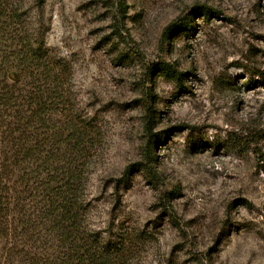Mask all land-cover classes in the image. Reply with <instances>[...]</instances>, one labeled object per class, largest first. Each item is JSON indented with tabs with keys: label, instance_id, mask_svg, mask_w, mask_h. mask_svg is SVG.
Wrapping results in <instances>:
<instances>
[{
	"label": "rangeland",
	"instance_id": "rangeland-1",
	"mask_svg": "<svg viewBox=\"0 0 264 264\" xmlns=\"http://www.w3.org/2000/svg\"><path fill=\"white\" fill-rule=\"evenodd\" d=\"M9 2L68 65L59 118L88 142L60 165L86 229L127 264H264V0ZM42 198L26 248L51 238Z\"/></svg>",
	"mask_w": 264,
	"mask_h": 264
},
{
	"label": "trees",
	"instance_id": "trees-1",
	"mask_svg": "<svg viewBox=\"0 0 264 264\" xmlns=\"http://www.w3.org/2000/svg\"><path fill=\"white\" fill-rule=\"evenodd\" d=\"M36 1L38 7L46 2ZM164 69L182 83L183 72L170 64ZM67 72V63L26 27L20 9L0 0V241L11 242L3 247L7 257L0 264H127L125 244L106 242L86 229L84 204L73 197L77 173L60 165L62 146L82 152L88 142L86 126L79 128L75 117L59 118ZM29 163L37 164L33 175ZM28 190L43 197V225L51 238L26 248L22 244L33 235L32 220L25 218ZM17 210L22 217L12 218ZM36 235L42 238L43 231Z\"/></svg>",
	"mask_w": 264,
	"mask_h": 264
}]
</instances>
